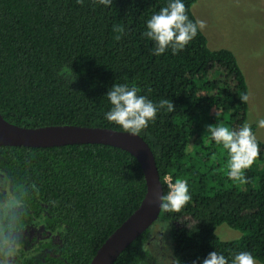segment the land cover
I'll list each match as a JSON object with an SVG mask.
<instances>
[{"label": "trees", "instance_id": "16d2710c", "mask_svg": "<svg viewBox=\"0 0 264 264\" xmlns=\"http://www.w3.org/2000/svg\"><path fill=\"white\" fill-rule=\"evenodd\" d=\"M198 0H185L186 12ZM167 0H0V116L18 126L77 125L122 130L103 119L113 83L136 85L154 102L170 99L140 137L152 151L162 185L185 178L192 199L168 222L173 256L191 264L216 250L249 251L264 264V143L245 170L246 184L227 177V151L209 139V125L246 122L244 77L206 45L201 30L182 51L160 56L143 35L145 21ZM125 31L115 39L113 24ZM253 127V126H252ZM254 131V127H253ZM0 168L34 180L39 198L24 228L23 264H89L102 242L139 205L145 182L137 161L103 144L0 146ZM54 201V205H49ZM224 224L241 233L224 241ZM38 234L28 236L30 228ZM149 228L112 264H150L143 252Z\"/></svg>", "mask_w": 264, "mask_h": 264}, {"label": "clouds", "instance_id": "9594fccd", "mask_svg": "<svg viewBox=\"0 0 264 264\" xmlns=\"http://www.w3.org/2000/svg\"><path fill=\"white\" fill-rule=\"evenodd\" d=\"M82 3V0H77ZM104 8H111L113 0H94ZM205 27L203 20H192L186 12L185 0H167L164 6L154 11L145 21L143 35L153 47L151 53L160 56L170 50L172 54L182 51L185 46ZM115 39H120L125 28L119 22L113 24ZM110 105L103 113V119L119 126L125 133L139 136L142 130L157 119L164 110L173 112L170 99L157 101L140 94L136 85L113 83L104 95ZM241 103L248 95L239 97ZM257 128L264 129V118L255 120ZM209 139L227 151V177L243 185L248 182L245 170L249 169L259 154L257 137L250 122L242 123L238 128L223 125L207 127ZM37 183L27 176H19L14 169L0 168V264H23L26 256L31 255L25 249L24 228L31 216V205L39 198ZM189 183L185 178H177L167 184V191L158 196V209L164 213L179 212L190 200ZM49 201V205H54ZM162 229L159 232L163 233ZM143 252L150 257V264H181L165 244L162 235L157 232L146 240ZM191 264H256L249 251H236L230 256L216 250L210 251L203 259L197 257Z\"/></svg>", "mask_w": 264, "mask_h": 264}, {"label": "rangeland", "instance_id": "374dc122", "mask_svg": "<svg viewBox=\"0 0 264 264\" xmlns=\"http://www.w3.org/2000/svg\"><path fill=\"white\" fill-rule=\"evenodd\" d=\"M191 10L196 20L205 23L201 31L207 47L226 64L230 63L231 56L235 68L244 77L248 95L246 122L254 127L257 140L264 143V129L255 126L256 119L264 118V0H198ZM170 180L166 177V181L171 183ZM156 222L149 227L146 240L157 232L173 256L170 224ZM27 233L35 237L38 228L32 227ZM215 234L224 241L241 236L224 224L215 229ZM256 264L260 263L256 261Z\"/></svg>", "mask_w": 264, "mask_h": 264}, {"label": "water", "instance_id": "95a60500", "mask_svg": "<svg viewBox=\"0 0 264 264\" xmlns=\"http://www.w3.org/2000/svg\"><path fill=\"white\" fill-rule=\"evenodd\" d=\"M103 144L130 154L139 164L145 192L135 210L102 242L89 264H112L117 256L158 218V196L163 194L154 155L140 136L106 127L50 125L22 127L0 116V146L51 147Z\"/></svg>", "mask_w": 264, "mask_h": 264}, {"label": "built area", "instance_id": "2783aa9c", "mask_svg": "<svg viewBox=\"0 0 264 264\" xmlns=\"http://www.w3.org/2000/svg\"><path fill=\"white\" fill-rule=\"evenodd\" d=\"M168 184L170 183V182H168V181H166Z\"/></svg>", "mask_w": 264, "mask_h": 264}]
</instances>
